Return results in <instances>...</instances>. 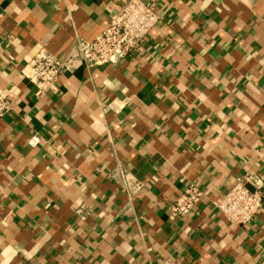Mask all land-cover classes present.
Listing matches in <instances>:
<instances>
[{
  "label": "crops",
  "instance_id": "obj_1",
  "mask_svg": "<svg viewBox=\"0 0 264 264\" xmlns=\"http://www.w3.org/2000/svg\"><path fill=\"white\" fill-rule=\"evenodd\" d=\"M123 1L0 0V264H264V209L237 226L214 205L264 181V0H144L161 19L140 51L38 98L29 62L94 39ZM190 183L204 196L175 218Z\"/></svg>",
  "mask_w": 264,
  "mask_h": 264
},
{
  "label": "built area",
  "instance_id": "obj_2",
  "mask_svg": "<svg viewBox=\"0 0 264 264\" xmlns=\"http://www.w3.org/2000/svg\"><path fill=\"white\" fill-rule=\"evenodd\" d=\"M160 19L161 15L152 3L144 0H124L120 8L112 14L106 27L94 39L76 37L69 54L63 58L43 49L26 66L24 75L35 86V95L38 98L44 97L48 92L56 91L59 77L64 72L73 70L78 64L87 67L104 66L117 63L140 51L142 41ZM10 110V100L0 93V120ZM28 143L35 146L37 141L31 138ZM119 175V185L129 194H137L144 188V183L130 171L124 170ZM203 196V190L190 183L169 203L171 215L184 218L192 214ZM214 205L227 223L237 226L250 224L264 209V181L261 175L251 171L237 178Z\"/></svg>",
  "mask_w": 264,
  "mask_h": 264
}]
</instances>
